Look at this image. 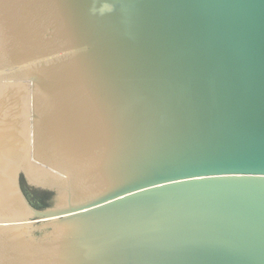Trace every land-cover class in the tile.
<instances>
[{
  "label": "water",
  "instance_id": "obj_1",
  "mask_svg": "<svg viewBox=\"0 0 264 264\" xmlns=\"http://www.w3.org/2000/svg\"><path fill=\"white\" fill-rule=\"evenodd\" d=\"M0 264H264V0H0Z\"/></svg>",
  "mask_w": 264,
  "mask_h": 264
}]
</instances>
